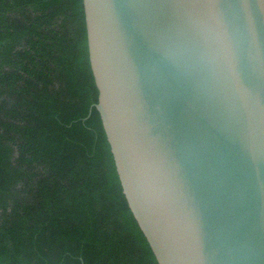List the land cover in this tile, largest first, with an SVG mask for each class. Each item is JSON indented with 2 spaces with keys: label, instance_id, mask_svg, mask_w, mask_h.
<instances>
[{
  "label": "water",
  "instance_id": "95a60500",
  "mask_svg": "<svg viewBox=\"0 0 264 264\" xmlns=\"http://www.w3.org/2000/svg\"><path fill=\"white\" fill-rule=\"evenodd\" d=\"M103 127L158 264H264V0H83Z\"/></svg>",
  "mask_w": 264,
  "mask_h": 264
},
{
  "label": "trees",
  "instance_id": "16d2710c",
  "mask_svg": "<svg viewBox=\"0 0 264 264\" xmlns=\"http://www.w3.org/2000/svg\"><path fill=\"white\" fill-rule=\"evenodd\" d=\"M98 95L83 0H0V264H158Z\"/></svg>",
  "mask_w": 264,
  "mask_h": 264
}]
</instances>
